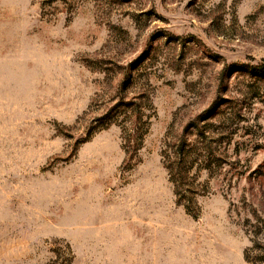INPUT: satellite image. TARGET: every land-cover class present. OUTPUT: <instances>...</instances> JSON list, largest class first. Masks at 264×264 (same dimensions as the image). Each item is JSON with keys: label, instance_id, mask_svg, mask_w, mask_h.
I'll return each mask as SVG.
<instances>
[{"label": "rangeland", "instance_id": "obj_1", "mask_svg": "<svg viewBox=\"0 0 264 264\" xmlns=\"http://www.w3.org/2000/svg\"><path fill=\"white\" fill-rule=\"evenodd\" d=\"M0 264H264V0H0Z\"/></svg>", "mask_w": 264, "mask_h": 264}]
</instances>
